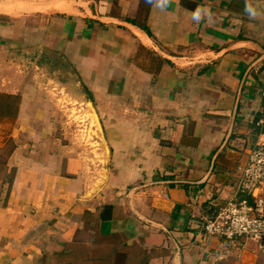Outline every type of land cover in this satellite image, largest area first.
I'll use <instances>...</instances> for the list:
<instances>
[{
  "label": "crops",
  "instance_id": "obj_1",
  "mask_svg": "<svg viewBox=\"0 0 264 264\" xmlns=\"http://www.w3.org/2000/svg\"><path fill=\"white\" fill-rule=\"evenodd\" d=\"M250 3L254 17L246 0H0V105L16 111L0 264H264L251 239L204 228L263 143L264 0ZM35 50L92 94L101 175L32 132L47 122L17 67Z\"/></svg>",
  "mask_w": 264,
  "mask_h": 264
},
{
  "label": "rangeland",
  "instance_id": "obj_2",
  "mask_svg": "<svg viewBox=\"0 0 264 264\" xmlns=\"http://www.w3.org/2000/svg\"><path fill=\"white\" fill-rule=\"evenodd\" d=\"M22 56L27 61L23 60L17 69L27 73L31 85L29 98L36 106L33 115L28 116L36 122L43 119L47 122L43 129L34 125L32 132L43 130L44 134L54 136L57 140H51V151L64 145L69 154L81 157L86 166L96 167L98 176L101 175V168L107 167L109 149L100 113L88 87L77 77L73 65L57 52L35 50ZM0 112L10 118L16 114L5 101L0 105ZM12 120L9 119L2 133L6 138L0 147V194L5 191L12 173L7 165L15 145V139L7 137L13 131Z\"/></svg>",
  "mask_w": 264,
  "mask_h": 264
},
{
  "label": "built area",
  "instance_id": "obj_3",
  "mask_svg": "<svg viewBox=\"0 0 264 264\" xmlns=\"http://www.w3.org/2000/svg\"><path fill=\"white\" fill-rule=\"evenodd\" d=\"M264 103V87L262 89ZM263 143L252 149L239 177L240 198L221 206L204 228L209 235L236 242L240 238L254 241L264 251V107L259 119Z\"/></svg>",
  "mask_w": 264,
  "mask_h": 264
},
{
  "label": "clouds",
  "instance_id": "obj_4",
  "mask_svg": "<svg viewBox=\"0 0 264 264\" xmlns=\"http://www.w3.org/2000/svg\"><path fill=\"white\" fill-rule=\"evenodd\" d=\"M149 2V0H148ZM245 12L249 14L250 17L256 16L255 10L253 9L250 0H246V5H245Z\"/></svg>",
  "mask_w": 264,
  "mask_h": 264
}]
</instances>
